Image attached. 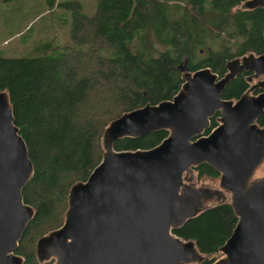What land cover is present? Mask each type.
<instances>
[{
    "label": "trees",
    "instance_id": "1",
    "mask_svg": "<svg viewBox=\"0 0 264 264\" xmlns=\"http://www.w3.org/2000/svg\"><path fill=\"white\" fill-rule=\"evenodd\" d=\"M245 1L94 0L92 16L83 13L80 2L70 1L58 5L71 11L61 48L45 44L43 56L34 59L0 56V91L9 95L34 168L22 191L34 210L17 251L23 264H54L37 260L36 242L62 226L69 190L101 162L102 137L111 121L171 100L183 85L184 62L190 72L208 67L221 77L228 61L264 53V10L239 9ZM249 78L237 76L222 98L239 99L252 86ZM218 117L205 135L217 127ZM257 124L264 127V113ZM167 136L161 130L123 138L113 148L148 150ZM192 172L197 181L219 179L206 164ZM211 201L203 200L196 215L174 231L195 243L199 264L221 257L219 249L237 224L229 202L217 197L208 205Z\"/></svg>",
    "mask_w": 264,
    "mask_h": 264
},
{
    "label": "water",
    "instance_id": "2",
    "mask_svg": "<svg viewBox=\"0 0 264 264\" xmlns=\"http://www.w3.org/2000/svg\"><path fill=\"white\" fill-rule=\"evenodd\" d=\"M264 10V0H246L241 10ZM202 53V52H201ZM219 78L209 68L188 72L178 93L111 121L102 137L101 162L84 182L71 186L61 227L39 238V262L54 264H199L193 241L174 234L203 200L221 197L237 218L212 264H264V53L226 63ZM252 73L251 92L236 101L221 98L236 76ZM217 113L219 125L209 134ZM168 132L148 150L115 151L123 138ZM206 164L219 174V189L197 186L192 168ZM27 146L14 124L6 91H0V264H23L17 254L34 216L22 191L33 177Z\"/></svg>",
    "mask_w": 264,
    "mask_h": 264
},
{
    "label": "rangeland",
    "instance_id": "3",
    "mask_svg": "<svg viewBox=\"0 0 264 264\" xmlns=\"http://www.w3.org/2000/svg\"><path fill=\"white\" fill-rule=\"evenodd\" d=\"M78 1L87 16L95 12L94 0H10L0 2V56L5 58L34 59L43 56V46L50 43L61 48L68 40L71 11L58 6ZM51 51L49 54H55ZM256 83L255 80L251 82ZM264 174V163L258 168L255 178ZM195 178V177H194ZM197 186L218 188V179H194ZM230 201L229 195L226 196ZM217 197L208 205L214 204ZM221 255V254H220Z\"/></svg>",
    "mask_w": 264,
    "mask_h": 264
},
{
    "label": "flooded vegetation",
    "instance_id": "4",
    "mask_svg": "<svg viewBox=\"0 0 264 264\" xmlns=\"http://www.w3.org/2000/svg\"><path fill=\"white\" fill-rule=\"evenodd\" d=\"M5 1H10V0H0V2H5ZM236 59H237V58H236ZM185 63H186V62H184L182 65H184ZM182 65H181V66H182ZM181 66H180V68H181ZM186 66H187V64H186ZM180 68H179V69H180ZM205 68H208V67H205ZM225 68H226V65H225ZM187 69H188V67H187ZM201 69H203V68H201ZM209 69H210V68H209ZM198 70H200V69H198ZM196 71H197V70H196ZM211 71H212V70H211ZM180 72H181V71H180ZM188 72H190V71H188ZM194 72H195V71H194ZM212 72H213V71H212ZM181 73H182V72H181ZM191 73H193V72H191ZM213 73H214V72H213ZM226 73H227V70H226ZM226 73H225V74H226ZM215 74H216V73H215ZM225 74H224V75H225ZM242 74L250 75V78H249V79H250L251 81L254 80L253 77H252V73H242ZM182 75H183V73H182ZM216 75H217V74H216ZM224 75H223V76H224ZM240 75H241V74H240ZM217 76H218V75H217ZM223 76H221V77L218 76V77H219V78H222ZM238 76H239V75H238ZM236 77H237V76H236ZM236 77H235V78H236ZM235 78H234V79H235ZM234 79H233V80H234ZM233 80H232V81H233ZM230 82H231V81H230ZM230 82H229V83H230ZM183 83H184V79H183ZM253 85H255V83L252 84V86H253ZM227 86H228V85H227ZM227 86H226V87H227ZM252 86H251V87H252ZM251 87H250L246 92H249L250 94H253V92L250 91ZM225 89H226V88H225ZM224 91H225V90H224ZM258 91H259V90H258ZM246 92H245V93H246ZM259 92H260V91H259ZM223 93H224V92H223ZM222 96H223V94H222ZM222 96H221V98H222ZM241 96H242V95H241ZM222 99H223V98H222ZM223 100H224V99H223ZM237 100H238V99H237ZM225 101H236V100H225ZM216 115L219 116V117H218V125H219L220 115H219V113H217ZM216 115H215V116H216ZM215 116H214V117H215ZM211 119H212V118H211ZM210 121H211V120H210ZM218 125H217V126H218ZM215 128H216V127H215ZM215 128H214V129H215ZM214 129H213V130H214ZM208 130H209V129H208ZM208 130H207V131H208ZM211 131H212V130H211ZM211 131H210V132H211ZM210 132H209V133H210ZM209 133H208V134H209ZM203 135L205 136V133H204ZM206 135H207V134H206ZM166 138H167V137H166Z\"/></svg>",
    "mask_w": 264,
    "mask_h": 264
}]
</instances>
